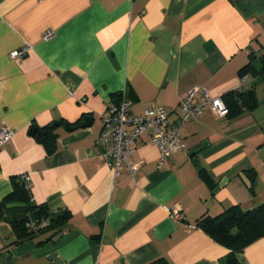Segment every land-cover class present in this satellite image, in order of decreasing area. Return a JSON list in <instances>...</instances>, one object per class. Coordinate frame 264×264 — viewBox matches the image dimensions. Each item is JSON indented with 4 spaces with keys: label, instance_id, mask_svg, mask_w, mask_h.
Segmentation results:
<instances>
[{
    "label": "crops",
    "instance_id": "crops-1",
    "mask_svg": "<svg viewBox=\"0 0 264 264\" xmlns=\"http://www.w3.org/2000/svg\"><path fill=\"white\" fill-rule=\"evenodd\" d=\"M261 53L264 0H0V128L13 131L0 145V198L12 175L27 173L35 203L70 211L60 236L42 243L14 242L1 220L0 264H57L53 252L62 264H226L228 248L195 220L264 203V78L238 72ZM254 81L255 108L232 118L205 108L183 123L186 148L161 164L146 133L130 155L133 177L123 166L114 178L97 154L101 115L122 93L130 114L163 106L173 115L193 85L222 96ZM86 114L89 124H69ZM54 120L47 153L29 130ZM238 259L264 264V235Z\"/></svg>",
    "mask_w": 264,
    "mask_h": 264
},
{
    "label": "trees",
    "instance_id": "trees-1",
    "mask_svg": "<svg viewBox=\"0 0 264 264\" xmlns=\"http://www.w3.org/2000/svg\"><path fill=\"white\" fill-rule=\"evenodd\" d=\"M255 56L259 64L256 65L253 59L248 60L238 71L240 77L250 73L264 78V53L252 57ZM222 98L227 108V118L235 117L243 110H252L258 104L255 81L248 88L225 92ZM79 122L80 119L69 124L78 126ZM58 123L59 120H54L37 126L32 133L35 139L44 145L47 153H52L56 148ZM199 173L211 184L206 174L202 171ZM20 177L21 175L11 176L12 188L0 198V221L4 220L10 224L15 236L14 242L37 238V242L42 243L46 238L52 239L57 232L63 230L70 218V211L66 207L52 209L45 203H35ZM195 224L228 248L226 264H242L238 253L264 235V203L247 209H243L239 204H231L215 215H200ZM143 264L172 263L165 256H158Z\"/></svg>",
    "mask_w": 264,
    "mask_h": 264
},
{
    "label": "built area",
    "instance_id": "built-area-1",
    "mask_svg": "<svg viewBox=\"0 0 264 264\" xmlns=\"http://www.w3.org/2000/svg\"><path fill=\"white\" fill-rule=\"evenodd\" d=\"M53 30L48 28L42 34L44 39L49 38ZM29 45L14 48L7 52L9 58L24 55ZM242 76V81L247 79ZM130 100L122 93V96L109 104L101 115V128L96 137L99 146L98 156L108 165L114 178L125 166L131 176L137 169V163L130 158L135 148L136 139L146 133L149 141L158 146V164L173 150L185 149L186 139L182 135L183 123L197 117L202 110L209 108L214 113L223 116L226 113L225 102L220 95H212L204 85L189 87L184 95L179 98L178 112L171 114L163 106L144 107L139 113L130 114ZM13 131L6 126L0 128V145L7 142ZM25 186L28 188V174L22 173ZM174 218H181L182 213L175 208L171 209Z\"/></svg>",
    "mask_w": 264,
    "mask_h": 264
},
{
    "label": "water",
    "instance_id": "water-1",
    "mask_svg": "<svg viewBox=\"0 0 264 264\" xmlns=\"http://www.w3.org/2000/svg\"><path fill=\"white\" fill-rule=\"evenodd\" d=\"M90 120H91V117H90L89 115L86 114V115L83 116V118H82V120L79 122V124H80V125H87V124L90 123ZM65 128H66V129H70V128H71V125H65ZM34 131H35V127H31L30 130H29L30 133H33ZM221 183H222V182H220V183L216 186V188H218V187L220 186ZM61 232H62V231L57 232V233L53 236V238H54V239L58 238V237L60 236ZM8 257H9V255L7 256V258H8ZM49 258H51L52 260H54V262L57 263V264H62V263H63V261H62V260L56 255L55 252L51 253V254L49 255Z\"/></svg>",
    "mask_w": 264,
    "mask_h": 264
}]
</instances>
